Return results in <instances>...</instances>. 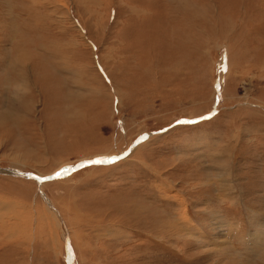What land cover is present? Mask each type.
I'll use <instances>...</instances> for the list:
<instances>
[{
  "label": "rangeland",
  "instance_id": "rangeland-1",
  "mask_svg": "<svg viewBox=\"0 0 264 264\" xmlns=\"http://www.w3.org/2000/svg\"><path fill=\"white\" fill-rule=\"evenodd\" d=\"M117 156L0 173V264H264V0H0V168Z\"/></svg>",
  "mask_w": 264,
  "mask_h": 264
},
{
  "label": "bare ground",
  "instance_id": "bare-ground-1",
  "mask_svg": "<svg viewBox=\"0 0 264 264\" xmlns=\"http://www.w3.org/2000/svg\"><path fill=\"white\" fill-rule=\"evenodd\" d=\"M228 64V62L226 63V65ZM117 154V153H116ZM100 156H101V154H100ZM99 156V157H100ZM100 160H104V161H106L105 163H107V161L108 162H113L112 160H111V158H109V160H107V158L106 159H100ZM81 168V167H80ZM4 169L3 168H0V171H2L3 172V174H9V173H7V172H4L3 171ZM24 173V172H23ZM49 174V173H48ZM71 174V173H70ZM9 175H13V174H9ZM29 175H30V177H28V176H24V175H19V174H15V176H22V177H24V178H31V179H34V180H36L37 182H38V184L39 185H41L44 181H48L50 178H48V177H51V178H54L56 175H51V176H48V177H41V179L42 180H37V178H34V176H36V174H33V173H29ZM37 177H39L38 175H37ZM45 179V180H44ZM223 191V190H222ZM43 193V192H42ZM224 196H225V193L223 194ZM223 196V197H224ZM48 198V197H47ZM222 199V198H221ZM48 201H49V199H48ZM52 203V202H51ZM49 205V204H48ZM182 217V216H181ZM188 217V216H187ZM218 220V219H217ZM219 221V222H218ZM217 221V223H218V226H220V227H222V226H228L229 224H230V222H226V223H222V220H218ZM27 222V221H26ZM181 222H183V223H180V225H178L177 223H169V225H168V227L170 228V229H172V230H174V231H176L177 229H176V227H179L180 229L179 230H177L176 232L177 233H180L181 231H183L184 232V234H186V235H189V236H195V233H197L196 232V227L192 224V225H190V223H188L187 222V220L186 219H183V221H181ZM216 223V222H215ZM225 224V225H224ZM230 226V225H229ZM230 228V227H229ZM221 230V229H220ZM224 231V230H223ZM230 231V230H229ZM234 231V230H233ZM220 232V231H219ZM228 232V231H227ZM227 232L225 233V234H223L221 237H220V240H219V242H215V241H211V243H208V245L207 246H209L210 244L211 245H213V246H215V248L217 249V252H218V254H230V253H236V251L235 250H233V244H232V242H231V240H228V235H227ZM229 234V233H228ZM188 236V237H189ZM251 236H254V238H253V243L255 244V242L256 243H260L261 244V246L263 247V243H264V235H262V231L261 230H256V232L254 233L253 232V234H251ZM251 236H250V238H251ZM218 237V236H217ZM162 238V237H161ZM192 238V237H191ZM195 238V237H194ZM231 238V237H230ZM229 238V239H230ZM71 239V238H70ZM198 239V238H197ZM227 240H228V242H229V244H228V242H227ZM249 240H251V239H249ZM248 243V242H247ZM252 243V244H253ZM251 244V245H252ZM253 244V245H254ZM252 245V246H253ZM257 246V245H256ZM251 248V247H250ZM253 248V247H252ZM255 249V248H254ZM250 250V249H249ZM252 250V249H251ZM216 251V250H215Z\"/></svg>",
  "mask_w": 264,
  "mask_h": 264
},
{
  "label": "water",
  "instance_id": "water-1",
  "mask_svg": "<svg viewBox=\"0 0 264 264\" xmlns=\"http://www.w3.org/2000/svg\"><path fill=\"white\" fill-rule=\"evenodd\" d=\"M94 160H100L99 158H96V159H94ZM90 161V160H89ZM87 161H83V162H81V163H79V164H77L74 168H72L70 171H68V173L67 174H70L71 172H73L74 170H77L78 168H80V167H78L79 165H83V166H86V165H89L88 163H86ZM114 162V161H113ZM4 170V172H7V173H9V174H13V175H17V174H19V175H24V176H28V177H30V175H29V173H23V172H21V171H18V170H16V169H14V168H10V167H7V168H3ZM0 173H2L3 174V172L2 171H0ZM67 174H61V175H59V176H65V175H67ZM55 177H58L57 175L55 176ZM34 178H37V180H42L41 179V177H37V175L36 176H34ZM48 178H50L51 179V177H48ZM45 180V179H44ZM42 195H43V193H41ZM43 198L46 200V202L49 204V206L51 207V208H53L54 210H55V212L58 214V216H60V214L58 213V211L55 209V207L48 201V198L45 196V195H43ZM61 218V217H60ZM69 257H70V255H69V251H68V258H67V260H68V263L70 264V259H69Z\"/></svg>",
  "mask_w": 264,
  "mask_h": 264
},
{
  "label": "snow or ice",
  "instance_id": "snow-or-ice-1",
  "mask_svg": "<svg viewBox=\"0 0 264 264\" xmlns=\"http://www.w3.org/2000/svg\"><path fill=\"white\" fill-rule=\"evenodd\" d=\"M120 157L117 156V157H112L111 160L112 161H116V160H119ZM106 161L104 160H90V161H87L86 163L88 164H102V163H105ZM78 167H83V165H79ZM69 171V169L65 168L62 170V173H57V176L61 175V174H67V172Z\"/></svg>",
  "mask_w": 264,
  "mask_h": 264
},
{
  "label": "crops",
  "instance_id": "crops-1",
  "mask_svg": "<svg viewBox=\"0 0 264 264\" xmlns=\"http://www.w3.org/2000/svg\"><path fill=\"white\" fill-rule=\"evenodd\" d=\"M232 224H233V222H230V226L228 225L227 226V235H228V240H232V238H230L231 237V235L230 234H234V232L235 231H233V226H232ZM230 227V228H229ZM230 230V231H229ZM229 233V234H228ZM262 235H264V231H262ZM230 238V239H229ZM248 241H249V239H248ZM245 242V241H244ZM264 244V243H263ZM235 247V245H233V248ZM263 247H264V245H263Z\"/></svg>",
  "mask_w": 264,
  "mask_h": 264
}]
</instances>
